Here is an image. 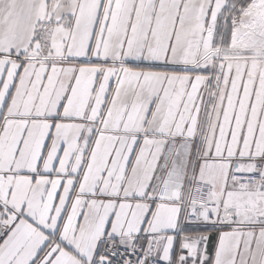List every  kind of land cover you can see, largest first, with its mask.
Masks as SVG:
<instances>
[{
  "label": "snow or ice",
  "instance_id": "6c2138e0",
  "mask_svg": "<svg viewBox=\"0 0 264 264\" xmlns=\"http://www.w3.org/2000/svg\"><path fill=\"white\" fill-rule=\"evenodd\" d=\"M0 264H264V0H0Z\"/></svg>",
  "mask_w": 264,
  "mask_h": 264
}]
</instances>
